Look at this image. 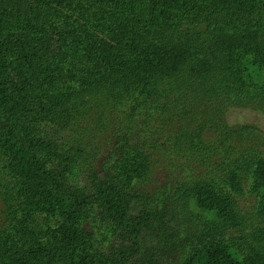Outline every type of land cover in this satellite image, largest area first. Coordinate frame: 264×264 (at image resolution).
Wrapping results in <instances>:
<instances>
[{"label": "trees", "instance_id": "obj_1", "mask_svg": "<svg viewBox=\"0 0 264 264\" xmlns=\"http://www.w3.org/2000/svg\"><path fill=\"white\" fill-rule=\"evenodd\" d=\"M259 74L264 0H0V264H140L147 231L193 223L191 202L224 233L184 264H264V226L237 210L253 195L264 217V155L233 145L264 131L225 120L264 116ZM172 130L170 181L145 192L152 164L129 142Z\"/></svg>", "mask_w": 264, "mask_h": 264}, {"label": "rangeland", "instance_id": "obj_2", "mask_svg": "<svg viewBox=\"0 0 264 264\" xmlns=\"http://www.w3.org/2000/svg\"><path fill=\"white\" fill-rule=\"evenodd\" d=\"M45 15V14H44ZM59 12L56 10H52L47 15H45V19L56 18L58 17ZM43 16V15H42ZM43 18V17H42ZM259 79L264 81V74L257 75ZM226 123L231 126H239L245 124H251L259 126L264 131V116L258 112L250 111L248 109H231L228 111L225 117ZM92 125V120H88L84 123V126ZM106 132L102 134L99 138L95 139V146L101 148V153L98 158H96V168L102 173L103 172V163L105 162L107 156V149H111L110 147H115L117 139V131H118V123L114 122L109 128L105 129ZM175 136L174 130L167 132L165 135H155V139H157V144L155 147L150 148L152 141L150 137H146V142L144 143L145 138L135 139L130 141L129 143L133 145L130 150L132 151H143L146 158L152 164V173L150 179L147 184L143 186V190L145 192L153 193L157 188L164 187L167 182L170 180L171 175V167L169 164H172L173 152L174 148L171 145L172 137ZM205 141L208 144H214L219 135L215 133L213 130H209L204 135ZM110 139V145L104 148L105 139ZM233 145L237 147L238 155L245 152L248 148H253L257 152H260L264 155V145L259 142H253L252 140L245 141H234ZM199 171H203L200 169ZM249 184L244 186L246 191L249 190ZM249 192V191H248ZM247 201L242 202L240 207L237 208L238 211L242 214V217L250 216L255 224L259 226H264V217H254L256 213L252 210L253 207L256 206V198L253 195L250 197L246 196ZM3 194L0 192V217L2 216L3 211ZM144 206L140 202H136L133 206L134 212H140ZM191 210L194 214L195 221L193 223L186 224H168L166 230L160 228L159 226H155L154 231H147L142 239V248L139 253V262L140 264H184L185 256L190 247L189 244L196 242V236L200 235L201 232H205L209 234L211 237L217 236L219 234L224 233L221 227L218 225L217 218L215 213H210L206 211L199 210L193 202H191ZM253 211V213H252ZM94 226L97 229H100L102 232L106 233L105 228H103L99 222L93 221ZM222 225L227 228V233H225V237L232 236L235 231L229 229L223 222ZM196 229L199 231L195 232ZM221 236V235H220Z\"/></svg>", "mask_w": 264, "mask_h": 264}]
</instances>
